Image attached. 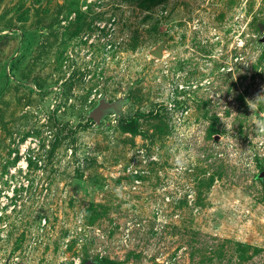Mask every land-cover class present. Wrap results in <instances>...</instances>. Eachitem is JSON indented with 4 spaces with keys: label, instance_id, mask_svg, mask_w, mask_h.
Wrapping results in <instances>:
<instances>
[{
    "label": "rangeland",
    "instance_id": "obj_1",
    "mask_svg": "<svg viewBox=\"0 0 264 264\" xmlns=\"http://www.w3.org/2000/svg\"><path fill=\"white\" fill-rule=\"evenodd\" d=\"M38 22L72 85L2 96L0 264H264V0H0Z\"/></svg>",
    "mask_w": 264,
    "mask_h": 264
},
{
    "label": "water",
    "instance_id": "obj_2",
    "mask_svg": "<svg viewBox=\"0 0 264 264\" xmlns=\"http://www.w3.org/2000/svg\"><path fill=\"white\" fill-rule=\"evenodd\" d=\"M52 26L53 24L45 25L44 22H38L30 28L11 24L0 26V40L6 41L10 50L7 57L0 63V103L2 96L12 86L32 95L58 90V99L61 101L62 94L72 85V82L42 85L37 77L25 75L28 63L41 48L42 40L54 35L51 31ZM163 48L164 44H160L153 51V55L162 57Z\"/></svg>",
    "mask_w": 264,
    "mask_h": 264
},
{
    "label": "built area",
    "instance_id": "obj_3",
    "mask_svg": "<svg viewBox=\"0 0 264 264\" xmlns=\"http://www.w3.org/2000/svg\"><path fill=\"white\" fill-rule=\"evenodd\" d=\"M23 151H26V147H22ZM23 167H26V164H24ZM10 185L2 188L0 186V216L3 214L2 209H4V207H6V211H10L11 207L9 206V200L11 198H13V196L15 195L16 192V183L13 180H9ZM18 260L19 257L16 255L13 259H12V263L11 264H18ZM8 264V263H7ZM76 264H79V262H77Z\"/></svg>",
    "mask_w": 264,
    "mask_h": 264
}]
</instances>
